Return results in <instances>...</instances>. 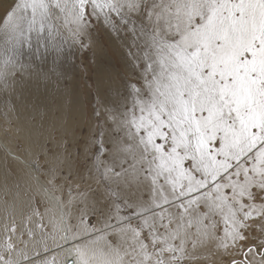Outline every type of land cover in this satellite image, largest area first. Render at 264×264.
Instances as JSON below:
<instances>
[{
    "label": "snow or ice",
    "instance_id": "obj_1",
    "mask_svg": "<svg viewBox=\"0 0 264 264\" xmlns=\"http://www.w3.org/2000/svg\"><path fill=\"white\" fill-rule=\"evenodd\" d=\"M0 264H264V0H0Z\"/></svg>",
    "mask_w": 264,
    "mask_h": 264
}]
</instances>
